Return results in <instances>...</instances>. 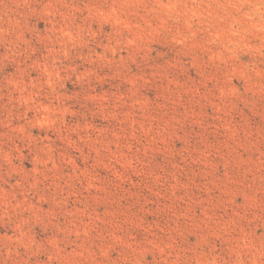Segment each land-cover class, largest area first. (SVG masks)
Wrapping results in <instances>:
<instances>
[{"label": "rangeland", "instance_id": "obj_1", "mask_svg": "<svg viewBox=\"0 0 264 264\" xmlns=\"http://www.w3.org/2000/svg\"><path fill=\"white\" fill-rule=\"evenodd\" d=\"M0 264H264V0H0Z\"/></svg>", "mask_w": 264, "mask_h": 264}]
</instances>
